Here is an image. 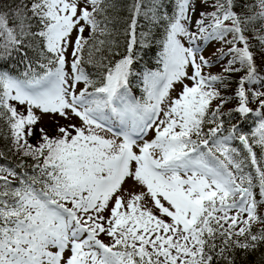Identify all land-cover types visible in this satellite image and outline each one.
<instances>
[{"label": "snow or ice", "instance_id": "1", "mask_svg": "<svg viewBox=\"0 0 264 264\" xmlns=\"http://www.w3.org/2000/svg\"><path fill=\"white\" fill-rule=\"evenodd\" d=\"M199 2L127 0L123 21L117 0L0 4V61L24 63L0 69V138L19 161L0 164V264H236L264 244V0ZM154 28L162 67L138 98ZM211 41L227 49L215 74Z\"/></svg>", "mask_w": 264, "mask_h": 264}, {"label": "trees", "instance_id": "2", "mask_svg": "<svg viewBox=\"0 0 264 264\" xmlns=\"http://www.w3.org/2000/svg\"><path fill=\"white\" fill-rule=\"evenodd\" d=\"M14 0H0V4H12ZM15 2H18V0H15ZM127 0H117V10L112 13V15L117 16L121 21L126 17L127 13L124 8V5L126 4ZM211 2V0H209ZM165 3L168 5V12L171 13L172 6H171V0H165ZM141 25H144L143 27H138L137 31L143 32L147 31V25H145V22L143 20L140 21ZM258 26V25H257ZM118 31L123 30V24H120L117 26ZM163 29L162 28H154L152 29V39L147 47L141 48L139 45L136 47V61L133 64V73L130 77V87L132 92L140 98L143 95L142 91V84H141V78L142 74L146 71L152 70L155 71L158 68L162 67L159 63V55L161 52V44L160 41L163 38ZM125 37L123 35H119L118 37V43L119 47L115 49L116 52L120 53L121 55L125 53ZM219 42V41H218ZM230 46V45H229ZM225 47L221 42H219V45H217V48ZM225 47V51H226ZM29 57L34 56V53L32 51L28 52ZM119 58V56L115 57ZM260 56H257V63H260ZM23 57L19 53H13L11 57H9L6 60L0 61V69H8L12 71L13 74H20L24 71V63H22ZM222 65L219 67H212L210 72L212 73H219L221 71ZM238 78V76H233L232 80L235 81ZM235 88V83L233 82L231 84L230 90H233ZM235 106L234 104H228L225 108V111L227 112L228 109L233 108ZM240 120L239 116H234L231 121L227 117H225V126L228 127L232 123H237ZM254 118L252 115H250L246 120L243 121L241 124L242 131L249 132L252 127L254 126ZM49 129L54 128L52 125H43ZM2 127V125H0ZM234 147L240 148L238 142H234ZM0 150H5V141L0 138ZM19 163L17 157L13 155L12 153H9L5 150V158L0 159V164L2 165H16ZM28 163H32L30 160ZM257 228L259 225L256 226ZM235 261L236 264H264V244L259 245L255 250L244 252V251H237L235 254Z\"/></svg>", "mask_w": 264, "mask_h": 264}, {"label": "rangeland", "instance_id": "3", "mask_svg": "<svg viewBox=\"0 0 264 264\" xmlns=\"http://www.w3.org/2000/svg\"><path fill=\"white\" fill-rule=\"evenodd\" d=\"M196 6H197V15H199L200 11H203V10L207 9V5H204V4L200 3L199 0H197V5ZM185 43H187V42L185 41ZM198 43H200V46L203 49V55L213 61L212 66L210 68L206 69L205 71L210 70L212 67H218V66L220 67L221 65L223 66L226 63V59L217 61L216 55H214L215 53H217V50L220 49V48H217V45H219L218 41H211V42H206V43L205 42H198ZM80 87H83V85L81 84ZM231 92H232V90L229 89V94ZM175 94H176L175 92L172 93L173 96H175ZM234 103L235 102L233 101V102H231L229 104H234ZM252 116H253V118L255 120L254 115H252ZM55 119H59V117H56ZM60 122L61 123H66V121H63V120H61ZM75 122L78 123V121H75ZM41 123L43 125H52L53 127L55 126L54 125V118L51 117V116H47V115L42 117ZM153 136H154V133L149 132L148 135L145 138L146 139H151Z\"/></svg>", "mask_w": 264, "mask_h": 264}]
</instances>
